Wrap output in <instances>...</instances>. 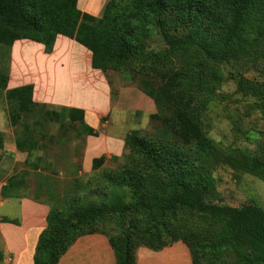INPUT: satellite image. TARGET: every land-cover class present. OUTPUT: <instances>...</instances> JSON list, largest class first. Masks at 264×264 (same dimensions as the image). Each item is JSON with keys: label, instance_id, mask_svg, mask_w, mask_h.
I'll return each mask as SVG.
<instances>
[{"label": "trees", "instance_id": "obj_1", "mask_svg": "<svg viewBox=\"0 0 264 264\" xmlns=\"http://www.w3.org/2000/svg\"><path fill=\"white\" fill-rule=\"evenodd\" d=\"M242 6L244 12L233 19ZM263 6L264 0H109L100 16H93L79 10L77 0H0V90L15 147L27 153L23 169L8 178L1 194L20 188L31 174L38 177V188L48 191L57 173L52 166L58 156L48 153L52 146L66 144L69 130H74L73 136L82 145L84 136L94 134L84 124L82 110H52L34 103L30 84L6 89L14 41L41 44L44 53H49L57 35L72 39L90 52L92 69L129 71L130 80L156 109L149 115L147 129L126 134L123 162L103 173L107 185L125 188L129 200H86L75 194L53 205L46 199L49 212L36 247V264H57L78 237L104 234L96 226L106 220L115 223L116 230L104 234L114 264H134L138 247L158 251L178 240L186 245L191 264H213L216 240L211 234L207 240L187 229L175 218L178 210L225 220L222 238L238 260L264 264V209L253 201L238 207L216 203L210 171L222 157L203 122L206 101L202 96L209 97L219 80L203 79L204 61L199 58L202 52L218 63L248 61L255 77H246L243 67L231 73L234 92L252 97L264 117V62L260 61L264 21L255 25L251 20ZM183 29L188 32L179 34ZM248 30L256 34V40L245 38ZM154 34L161 36L163 51L147 47ZM190 51L194 58L188 60L185 53ZM171 61L176 68H167ZM157 73L160 84L153 80ZM32 152L42 155L30 160ZM250 160L249 171H264V141ZM102 163V157L94 159L91 169ZM259 175L264 180V172ZM70 181L76 189L81 185L75 175ZM129 213H135L139 221L123 225Z\"/></svg>", "mask_w": 264, "mask_h": 264}, {"label": "crops", "instance_id": "obj_2", "mask_svg": "<svg viewBox=\"0 0 264 264\" xmlns=\"http://www.w3.org/2000/svg\"><path fill=\"white\" fill-rule=\"evenodd\" d=\"M93 1L100 0H77V8L81 11L87 7L92 8ZM90 57L88 50L62 35L55 37L49 53H44L41 44L16 40L10 48L6 85V89L32 85V101L48 109L58 110L63 107L82 110L84 124L94 132L83 139L80 162L83 173L92 170V161L96 158L102 157L104 166L113 158L118 159L124 151L126 134L144 129L148 125L149 115L156 110L153 101L134 86L123 85L111 95L110 83L96 73L99 70L91 68ZM137 118L141 119L140 124L130 125L129 121ZM6 124L12 128L8 115ZM11 132V139L1 132L0 264H36V247L46 228L49 212L47 200L41 198V195L48 191L43 192V188H38V181L31 183L28 176L20 188H11L1 194V188L8 178L23 169L15 170V164H22L27 158L25 151L16 149L14 134ZM41 155L40 152L36 156ZM70 159L75 161L76 153H72ZM72 175L75 174L69 173V178ZM114 263L112 248L107 236L102 233L78 237L57 262ZM134 264H191V259L187 247L181 242H175L158 251L138 247Z\"/></svg>", "mask_w": 264, "mask_h": 264}, {"label": "rangeland", "instance_id": "obj_3", "mask_svg": "<svg viewBox=\"0 0 264 264\" xmlns=\"http://www.w3.org/2000/svg\"><path fill=\"white\" fill-rule=\"evenodd\" d=\"M108 1H93L94 6L92 8H84L83 12L93 16H100L104 4ZM244 9L245 7L242 6L237 10L233 19L236 20L244 12ZM254 15L251 16L253 24L257 25L258 21L262 19L264 21V6ZM187 32V29H183L178 33L184 34ZM245 38L251 41L252 39L256 40L257 36L254 32L248 30ZM146 44L148 48L154 49L157 52L165 49L163 40L158 34H154ZM262 50L263 54L261 55H264V47ZM192 55V51L185 53V57L188 60L194 58ZM199 58L204 61V67L201 72L203 79L209 82L214 78L219 80L213 85V91L209 93V97L206 94L202 96L206 101L203 122L209 138L217 147L222 157V160L210 171L214 191L218 195L216 203L238 207L253 201L264 209V180L259 175L264 171L255 170L253 172L248 170L249 163L251 162L250 157L256 155L258 145L264 141V117L256 108L255 100L252 97L242 96L234 92L235 84L231 79V73L239 71L242 67L244 68L243 73L246 77H255V73L249 68L250 63L244 59L241 62L218 63L206 57L202 52H200ZM263 59L264 56L260 61L264 62L262 61ZM171 64L172 66H170ZM8 65L10 66V58ZM176 67L177 64L174 61H171L167 66L168 69ZM96 73L103 76L110 83L111 95L116 93V90L123 85L136 87V83L130 80V72L127 70L122 73L111 70L106 73H102L101 71ZM153 80L160 84V74H154ZM112 103H115L114 100H112ZM121 107L126 110L124 105H121ZM6 121L5 100L2 90H0V132L6 133L11 139L13 128L7 126ZM140 122L141 119L139 118L129 121L130 125L140 124ZM147 128V125L144 126V129ZM73 133L74 130H69L67 136L70 140L64 145L52 146V150L48 152L53 157L58 156V161L52 166V169L56 170L57 173L55 180H52L48 186L47 194L41 195V198L50 199V203L53 205L63 201V198L71 197L75 194H80L86 200L102 199L105 201L127 202L129 196L125 188L111 187L103 179L104 172L115 169L118 164L123 162L121 157L115 162L110 160L108 165H102L96 170L83 173L80 170L83 145L79 138L77 139L73 136ZM39 153L32 152L30 160ZM72 153H76V162L74 160L71 161V159L69 160ZM52 156L50 157L52 158ZM14 167L15 170H19L22 164L16 163ZM72 172L81 184L78 185L77 189L71 183L68 176ZM29 181L31 183L37 182L38 177L35 174H31ZM104 194L108 195V199L102 198ZM136 218L135 213L127 214L123 218V225H128L132 221H139ZM175 218L179 222L184 223L187 229L200 233L201 238L208 240V234L213 236L214 240H216L215 251H217L213 257V264H242L222 238L224 231L227 229L225 220H212L204 215L185 210H178ZM141 220H144V218ZM139 224L141 225L142 222ZM144 225L145 223L143 222ZM96 229H98L97 232H104V234L113 233L116 230L115 223L108 220L103 225L96 226ZM176 242L181 241L178 240Z\"/></svg>", "mask_w": 264, "mask_h": 264}]
</instances>
